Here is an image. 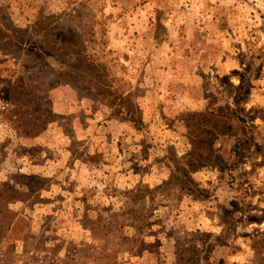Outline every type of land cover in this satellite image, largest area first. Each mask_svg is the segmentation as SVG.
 Listing matches in <instances>:
<instances>
[{
	"label": "rangeland",
	"instance_id": "1",
	"mask_svg": "<svg viewBox=\"0 0 264 264\" xmlns=\"http://www.w3.org/2000/svg\"><path fill=\"white\" fill-rule=\"evenodd\" d=\"M0 264H264V0H0Z\"/></svg>",
	"mask_w": 264,
	"mask_h": 264
},
{
	"label": "trees",
	"instance_id": "2",
	"mask_svg": "<svg viewBox=\"0 0 264 264\" xmlns=\"http://www.w3.org/2000/svg\"><path fill=\"white\" fill-rule=\"evenodd\" d=\"M202 136V138L197 137L198 139H200V141H195L193 143V149L189 153L188 163L190 166V170H186L185 168H178L179 172H181L184 177L185 184L189 185L190 187L194 184L192 179L190 178V174L196 169L207 166L217 160V151L215 149L214 142L218 138L219 133L216 131L215 128H211L209 130L202 131ZM194 190L198 192V197H201L202 199H204V197L208 198V196L204 195V191L198 189Z\"/></svg>",
	"mask_w": 264,
	"mask_h": 264
}]
</instances>
